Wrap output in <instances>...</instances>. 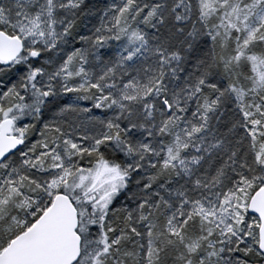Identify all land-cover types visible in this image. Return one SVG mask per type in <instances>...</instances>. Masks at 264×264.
Here are the masks:
<instances>
[{"label": "snow or ice", "instance_id": "1", "mask_svg": "<svg viewBox=\"0 0 264 264\" xmlns=\"http://www.w3.org/2000/svg\"><path fill=\"white\" fill-rule=\"evenodd\" d=\"M0 264H264V0H0Z\"/></svg>", "mask_w": 264, "mask_h": 264}]
</instances>
